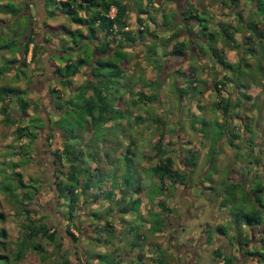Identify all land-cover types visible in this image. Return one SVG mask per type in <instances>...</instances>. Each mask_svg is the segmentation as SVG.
Masks as SVG:
<instances>
[{
  "label": "rangeland",
  "instance_id": "obj_1",
  "mask_svg": "<svg viewBox=\"0 0 264 264\" xmlns=\"http://www.w3.org/2000/svg\"><path fill=\"white\" fill-rule=\"evenodd\" d=\"M33 1L0 0L1 43L9 44L10 52L0 50V67L4 68L0 86H10L11 94L29 102L20 115L15 97L4 98L7 113L14 121L5 124L0 115V162L12 164L22 182L38 183L36 201L24 205L30 211L25 215L42 219L59 238L51 244L40 240L50 255L44 261L28 251L17 264H60L62 256L71 264H221L217 262L218 253L227 256L235 248L236 238H248L246 223L239 217L256 206L251 197L253 190L259 184L264 187V102H259L257 94L248 107L254 113L245 121L252 134L248 129L240 130L242 111L247 109L245 92L253 93V98L260 88L258 94L264 100V0H237L232 8L227 7L230 0H198L197 5H188L187 9L182 8L183 0H122L128 5L127 27L135 41L115 34V45L122 53L118 63L121 76L102 92L106 93V101L111 94L116 95L118 117L100 129L94 127L97 135L87 120L82 130L77 129L81 110H67L79 102L74 96H78L77 88L87 82L93 48L81 45L79 36L66 33L81 27L59 14L54 0H44L46 9L55 13L52 17ZM2 4L15 8L16 13L2 12ZM191 10L198 21L186 20ZM83 16V12H77V17ZM138 29L141 37H137ZM80 30L85 35L83 27ZM222 31L232 37L233 43L224 38ZM182 35L188 47L183 55L173 56L172 46ZM27 36L37 43L38 54L35 61H29L27 54L23 63L20 54L14 52L17 43ZM195 36L199 39H193ZM77 44L82 46L80 50L75 49ZM115 45L111 42L107 48L112 50ZM226 47L232 48L239 63L232 72L224 70L222 74L220 65L218 72L213 61L224 59ZM81 50L86 51L82 54ZM213 51L219 57H212ZM60 56L71 66L79 57H85L87 63L59 82L62 79L58 71L65 73ZM103 58L108 60L110 55ZM12 59L15 61L7 62ZM184 61L189 62L185 69L181 66ZM110 72L102 70V80H107ZM252 82L254 88L250 89ZM258 82L261 84L257 87ZM89 94L87 90L86 99ZM235 100L236 105L232 104ZM251 124L260 127V142ZM26 127L30 132L37 127L33 149H29L25 137L16 139L15 129ZM61 130L70 133L67 136L74 139L73 153L81 152L83 166L88 167V188L79 193L83 176L77 177L79 183L75 186L78 199L72 220L78 230L66 226L67 201L56 199V183H66L69 166L77 165L67 163L63 155L58 160L53 155L59 156L62 151ZM234 132L239 136L233 140L236 147L229 144ZM50 133L52 137L46 142ZM242 140H250L244 149ZM255 142L257 148L253 147ZM155 144L162 148L163 156L155 154ZM53 156L54 165L49 169ZM165 156L171 159V168L182 172L186 180L183 185L165 181L160 191L152 167ZM188 158L194 160L193 167ZM127 177L128 185L124 183ZM134 186L140 187L137 193L133 192ZM257 199L263 202L264 193ZM160 201L164 209L158 206ZM129 208L132 210L125 213ZM0 213L4 252L11 255L12 244L20 238L18 224L25 218L14 215L15 206L1 192ZM174 220L179 227L172 224ZM159 223L162 227L155 231ZM66 229L78 239L73 247ZM256 247L251 246L250 251L261 252V247Z\"/></svg>",
  "mask_w": 264,
  "mask_h": 264
},
{
  "label": "trees",
  "instance_id": "obj_2",
  "mask_svg": "<svg viewBox=\"0 0 264 264\" xmlns=\"http://www.w3.org/2000/svg\"><path fill=\"white\" fill-rule=\"evenodd\" d=\"M172 1V0H171ZM174 1V0H173ZM237 0H230L229 4H232L235 6V2ZM253 1V0H252ZM54 3L57 4V7L55 8L59 14H63L67 17H69L70 20L78 24L81 28L83 27L84 31L86 32L85 35H83L82 31L79 29H76L72 32L68 31L66 33L72 35H77L80 37V44L86 45V47L93 48L92 50V56H90V61L88 64V70H87V82L85 85L80 86L77 88L78 96L77 100L78 103H72L71 109L67 110H81V114H78L79 117L77 119V129H81L87 120L89 127L93 129L95 135H97L98 129L103 127V125L113 122L116 117H118L117 109L115 108V104L117 101H115L116 95L113 93L111 94V98L109 101H106L105 94L102 90L109 86V82H115L114 80H118L121 76V68L119 66V62L122 61V53L118 50L120 49L119 46L115 45V34H119L122 36L123 39L127 41H135V38L131 37L129 30H124V27H127V11H128V5L126 4V1L122 0H54ZM127 5V6H126ZM46 6V4H45ZM2 8H5L2 12H12L14 15L16 13V9L12 7H8L7 4H2ZM114 8V15L112 18H109L107 16L110 8ZM94 10L93 12L91 11ZM187 11V10H186ZM77 12H83L84 16L82 18L77 17ZM46 13L48 16L52 17L55 15V13H51L46 9ZM188 19L186 20H197V16H195V13L192 14V11H188ZM185 20V19H184ZM139 21V20H138ZM113 27L116 29V31L113 30ZM186 28V27H185ZM118 29V30H117ZM187 29V28H186ZM224 38L229 41L230 43H233L232 37L227 34V32L222 31ZM137 33H142L140 29L137 30ZM211 38H213V34L209 35ZM137 37H141L140 35ZM2 37L0 36V50L7 51L9 50V44L2 45L1 43ZM84 41V42H83ZM114 43L115 47L112 50H109L107 48L109 43ZM18 48L16 49V52L19 53L20 57L22 58L23 63L25 62L26 55L29 54V61H35L37 59V50L38 45L34 41L32 37L27 36L24 41H19ZM80 44L75 45V49L80 50L82 46ZM118 44V43H117ZM243 44L245 42L243 41ZM31 45V47H29ZM97 45H100V48H96ZM240 45V44H239ZM188 43H186L184 40L177 41L173 44L171 53L173 56H181L184 54V51L187 49ZM232 48H235L234 45H231ZM86 50H81V53L83 54ZM94 52V54H93ZM244 52V51H243ZM11 53V54H14ZM114 54L113 56L111 55ZM109 56L110 58L108 60H105L103 57ZM212 57H219L215 51L211 53ZM119 57V59H117ZM61 60L64 59L63 66L61 70L64 69L65 73H61L58 71L59 77L62 79L59 82L66 81L68 77L73 76L77 69L87 63L85 57H79V59H76V63L71 66V62L68 61V59H65L64 56L58 57ZM15 60H9L8 63L14 62ZM28 61V62H29ZM216 64L220 65L224 70L232 72L233 68H235L233 65L226 63L224 59L217 58L215 60ZM239 63V62H238ZM71 67V69H70ZM111 70L110 73L107 75V80H102L103 74H101L102 70ZM4 72V68L0 67V77L2 76V73ZM102 80V81H101ZM103 82H105L103 84ZM108 82V83H106ZM120 85L119 82L116 81ZM216 88V82L213 83ZM117 85V86H119ZM122 86V85H120ZM113 89V88H112ZM118 89V88H117ZM194 89V88H193ZM89 90L90 94L88 95V98H85V94ZM11 87L10 86H0V101H2V105L0 106V115L2 116V121L5 124H8L10 122H13L8 113H7V103L4 102V98H9L11 96L15 97L16 103L18 105V112L21 115V113H24L28 107L29 102L21 97H17L18 94H11ZM115 93H117L115 88ZM142 96V94H141ZM243 97L246 99L248 96L243 95ZM143 98V96H142ZM228 101L225 102V104L222 106L224 111L226 110L228 104ZM236 105V103H235ZM66 110L63 111L65 113ZM138 119V118H137ZM248 118L244 119L243 124V130L246 131L247 124H245V121H247ZM18 122V121H17ZM46 125V122H45ZM18 127V126H16ZM94 127H97L98 129L94 130ZM35 129L37 127H32V131L30 132L28 128H16L15 129V135L16 139H21L25 137L28 141L29 149H33L34 145L32 147V143L37 137V132H35ZM60 133L61 138V153L59 154H53L55 158L58 160L60 159V155H63L65 158V161L67 163L70 162H76L77 165H70L68 168L67 173L65 174L66 183L58 182V184L54 183L55 189L57 191V201L62 199L63 201L66 200L68 207L66 210L65 215V221L66 226L69 227V224L75 229L78 230L77 226L72 220L73 214L72 211H74L75 204L78 199V195L75 192V189L77 184L79 183L77 177L83 176L85 179L81 182V188L79 190V193L81 194L85 189L88 188L90 179L88 180L89 175L88 174V167L83 166V160L80 159L81 152L73 153L74 147L72 146V140L69 139L67 135H70V133H65L63 130ZM103 135V133H102ZM52 137V134H48L47 137H45V141L47 142ZM238 136L231 133L229 138V144L232 145V141L237 139ZM71 142V143H70ZM76 142V140H75ZM250 142V140H249ZM130 143V142H129ZM233 146V145H232ZM130 147V145H128ZM155 149L153 150L155 154L163 156L164 152L162 151V148L158 144L154 145ZM234 147V146H233ZM129 149V148H128ZM126 150L129 152V150ZM132 154V152H131ZM52 155L50 152H47V156ZM53 156V161H54ZM36 158V156H35ZM126 158V156H125ZM212 158V157H211ZM128 160V158H126ZM188 163L190 167L194 166V160L191 158H188ZM186 162V160H185ZM171 159L169 157H163L161 160H159L154 166L152 167V172L155 177H157V180L159 182V190L162 191L164 188L165 181H168L170 183H178L179 185H183L184 181L186 180L184 177V174L182 172H179L177 170H174L171 168ZM48 167L50 169V165L48 164ZM14 171V166L10 163L0 162V192L3 193L6 197V199L15 206V210L17 213H14L15 216L23 215L25 218V222L19 223V232H20V238L18 240H15V242L12 244L10 254L8 255L6 252H4L5 245H4V238H5V232L3 228H0V264H17L18 262L22 261L26 256V253L28 251L33 252L36 254V256L39 258L40 261H44L45 258L50 257L49 253L46 251L44 246L41 244L40 240L46 241L48 244L54 243L55 238H59L56 234V230L49 229L47 227V224L42 219H31L28 215L30 211L26 209L24 205L27 203L35 202V195L36 192H38V183L30 184L22 182L20 178V174ZM102 180H98L100 182ZM124 183L126 185L129 184V178L127 177L124 179ZM50 184V183H49ZM232 189L235 187V185H231ZM133 192L137 193L140 189L139 186L133 187ZM262 193H264V187H262L261 184L258 185V187L253 190L252 200L255 203L254 209H252L248 213H241L240 219H242L247 226H254L257 223L260 222V219L264 222V201L260 202L258 196H260ZM130 194V193H129ZM52 199H55V196H53ZM131 199V195H130ZM163 202H158V206L160 209H164ZM132 209L129 208L125 213L128 211H131ZM120 213H122L124 210L118 209ZM26 214V215H25ZM156 216L155 214H153ZM263 215V216H262ZM238 219H236V224H238ZM3 221V214L0 213V222ZM161 224L156 227L157 229L155 231H158L161 229ZM52 230V231H50ZM66 234L69 237V243L70 246L73 247V244L76 243L78 239H76L71 232H69L68 229H66ZM237 240H240L237 238ZM259 245L264 248V238L260 240ZM56 249H59V243L56 244ZM217 254V253H216ZM49 255V256H48ZM232 258H223V264H231ZM60 264H71L69 261H67V258L61 257V263ZM73 264H79L78 261H75ZM156 264H163V261H160L159 263L156 262Z\"/></svg>",
  "mask_w": 264,
  "mask_h": 264
},
{
  "label": "crops",
  "instance_id": "obj_3",
  "mask_svg": "<svg viewBox=\"0 0 264 264\" xmlns=\"http://www.w3.org/2000/svg\"><path fill=\"white\" fill-rule=\"evenodd\" d=\"M57 1V0H56ZM202 1H204V0H202ZM34 2H36V6H37V4H39V6H40V9H41V11H45L46 10V6H45V2H44V0H34ZM178 2V1H177ZM220 2H222V1H220ZM193 4H195V5H197L198 4V0H187V1H184L183 0V3H182V8H184V9H187L188 8V5H191V6H193ZM228 5H227V7H234L232 4H229V3H227ZM207 5V4H206ZM221 5H223V4H221ZM216 8H217V3H216ZM208 9V8H207ZM237 9V8H236ZM192 11V14H194L195 13V11H193V10H191ZM237 10H235V12H236ZM195 26V25H194ZM195 33L197 34V32L195 31ZM184 39V35H182L177 41H182ZM193 39H195V40H198L199 38L197 37V36H195ZM175 43V42H174ZM227 48V47H226ZM228 50H226V49H224L223 50V57H224V61H227L229 64H231V65H233V66H235V65H237L238 64V62H235V56L233 55V51L231 50L232 48H227ZM195 50H197L196 48H195ZM242 55H243V51H242ZM239 58H243L241 55H240V57ZM196 59H197V55L194 57V61H196ZM188 61H184L183 63H182V67H184L183 69H185V67L187 66L188 67ZM197 63H199V61H197ZM213 63L216 65V62H215V59H214V61H213ZM236 63V64H235ZM218 67V64H217V66H216V69H217V71L219 72L220 70L217 68ZM220 67V69L223 71V72H221L222 74L225 72L224 71V69L221 67V66H219ZM216 71V72H217ZM217 74V73H216ZM221 74V75H222ZM260 84L261 83H259L258 82V84H257V87L258 86H260ZM193 85H194V83H193ZM250 86V89L251 88H254L253 86V82L249 85ZM246 88H248V86H245ZM256 87V88H257ZM255 88V89H256ZM259 91H260V88H258V90L256 91V93L254 94V96H253V98H251L252 97V95H253V93L251 94H248L247 92H245V94L244 95H249L248 96V98H246L247 99V104L244 106L245 108L247 107V109H245V111H244V109H243V117H242V119H241V128H240V130H243V124H244V121H243V119H245V118H248V115H250V116H252V114L254 113V110L252 109V110H248V107H251L250 105L253 103V100H254V98L255 97H257V95H258V97H259V102H264V100H263V96H262V94L260 95V94H258L259 93ZM233 93V92H232ZM237 94V93H236ZM236 94H235V96H236ZM239 94V93H238ZM257 94V95H256ZM233 95V94H232ZM251 95V96H250ZM256 95V96H255ZM232 98V97H231ZM249 102V103H248ZM235 103H237V100H235L232 104H235ZM221 117V116H220ZM251 125H253V129L255 130V135H256V139H258L257 141H261V139H262V135L263 134H261L262 132L260 131V127L257 125V124H251ZM247 128H248V131L250 132V130H249V127H248V125H247ZM246 132V131H245ZM251 133V132H250ZM233 134H235V135H237V133L236 132H234ZM252 134V133H251ZM238 136V135H237ZM239 137V136H238ZM259 141V142H260ZM232 144H233V141H232ZM246 144L247 143H245V140H242V143H241V147L244 149L245 148V146H246ZM234 145V147H236L235 146V144H233ZM257 146H258V144H256V142H255V145L253 146V147H255V148H257ZM236 162H237V160H235V163L234 162H232L233 163V166L236 164ZM230 182H232V180L230 181ZM238 182H240V183H242L243 182V180H238ZM264 237V234H262L261 235V238H263ZM256 242H254L253 244H249V246L247 247V246H245V244H244V242H241V240H236V245H235V248H232V252H229V255H227V256H223V254H219L218 253V256H219V260L220 261H217V262H220L221 264H223V258H232V259H234V260H232V262H231V264H264V248L263 247H261L259 244H258V240H255ZM257 245H259L260 247H261V252H256L255 250H253V251H250L251 250V246L253 247V249L255 248H257L256 246ZM244 250H247L246 251V253H244ZM249 253V254H248Z\"/></svg>",
  "mask_w": 264,
  "mask_h": 264
},
{
  "label": "flooded vegetation",
  "instance_id": "obj_4",
  "mask_svg": "<svg viewBox=\"0 0 264 264\" xmlns=\"http://www.w3.org/2000/svg\"><path fill=\"white\" fill-rule=\"evenodd\" d=\"M27 17L30 18V16L28 14H27ZM248 143H249V141L247 142V144ZM43 153H44V155H47L46 152H43ZM233 162L235 163V161H233ZM48 164L50 166H52V165H54V161L52 160L51 162H48ZM228 167H229V165H228ZM262 167H263V165L261 166V169H262ZM262 221L263 220L260 219V222L257 223L256 225L252 226V227L246 225L249 236H248V238H246L245 241H243V239H245V238H244V236H242V240H241V242H244L245 246L248 247L249 244H253L254 242H256L255 240H258V244H259L260 240H262L264 238V237L261 238V235L264 234V222H262ZM174 222H175V220L173 221L172 224H174L175 227H179V224L174 223ZM255 236H259L260 238L256 239ZM172 240H174V239L172 238ZM236 240H237V238H236ZM168 241H171L170 238L168 239ZM188 255L190 256V253Z\"/></svg>",
  "mask_w": 264,
  "mask_h": 264
},
{
  "label": "built area",
  "instance_id": "obj_5",
  "mask_svg": "<svg viewBox=\"0 0 264 264\" xmlns=\"http://www.w3.org/2000/svg\"><path fill=\"white\" fill-rule=\"evenodd\" d=\"M114 15V8H110L109 14L107 15L109 18H112ZM124 30H128V27H124ZM113 30L115 31V28L113 27Z\"/></svg>",
  "mask_w": 264,
  "mask_h": 264
}]
</instances>
